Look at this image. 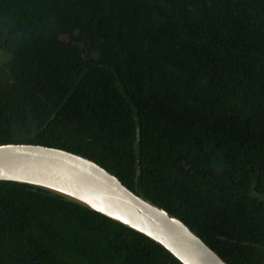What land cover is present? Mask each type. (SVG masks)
Returning a JSON list of instances; mask_svg holds the SVG:
<instances>
[{"label": "trees", "instance_id": "obj_1", "mask_svg": "<svg viewBox=\"0 0 264 264\" xmlns=\"http://www.w3.org/2000/svg\"><path fill=\"white\" fill-rule=\"evenodd\" d=\"M9 144L87 158L227 264H264V0H0ZM0 264L180 263L0 182Z\"/></svg>", "mask_w": 264, "mask_h": 264}, {"label": "water", "instance_id": "obj_2", "mask_svg": "<svg viewBox=\"0 0 264 264\" xmlns=\"http://www.w3.org/2000/svg\"><path fill=\"white\" fill-rule=\"evenodd\" d=\"M0 182L34 187L95 212L153 242L180 264H227L180 220L80 155L37 145H1Z\"/></svg>", "mask_w": 264, "mask_h": 264}]
</instances>
